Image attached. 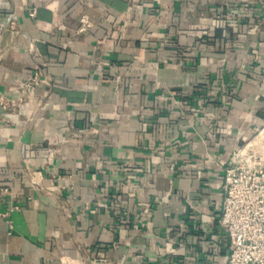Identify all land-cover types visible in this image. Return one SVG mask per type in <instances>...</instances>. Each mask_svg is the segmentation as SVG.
<instances>
[{"label": "crops", "instance_id": "crops-1", "mask_svg": "<svg viewBox=\"0 0 264 264\" xmlns=\"http://www.w3.org/2000/svg\"><path fill=\"white\" fill-rule=\"evenodd\" d=\"M6 4L0 96L43 82L0 104V264H225L217 160L264 123V0Z\"/></svg>", "mask_w": 264, "mask_h": 264}, {"label": "built area", "instance_id": "built-area-1", "mask_svg": "<svg viewBox=\"0 0 264 264\" xmlns=\"http://www.w3.org/2000/svg\"><path fill=\"white\" fill-rule=\"evenodd\" d=\"M8 10L6 0H0V11ZM227 14L230 19L225 25L228 27L239 23L244 16L251 15L246 10L241 12L232 8L228 9ZM28 17H35L34 9L28 12ZM90 26L89 20L82 16L78 32L82 33ZM1 28L10 35L18 34L15 14L10 13ZM42 82L38 72H32L16 82L13 100L0 96L1 106L21 109ZM242 145L228 153L225 159L217 160L224 171V196L218 225L228 239L225 264H264V160L254 157V152L250 153L251 148L246 147L247 144ZM53 152L54 149H47L48 159Z\"/></svg>", "mask_w": 264, "mask_h": 264}, {"label": "rangeland", "instance_id": "rangeland-1", "mask_svg": "<svg viewBox=\"0 0 264 264\" xmlns=\"http://www.w3.org/2000/svg\"><path fill=\"white\" fill-rule=\"evenodd\" d=\"M246 144V147L251 148L250 153L252 154V152H254V157L264 160V123L254 135L245 140L243 145ZM251 160H253V158H251Z\"/></svg>", "mask_w": 264, "mask_h": 264}]
</instances>
